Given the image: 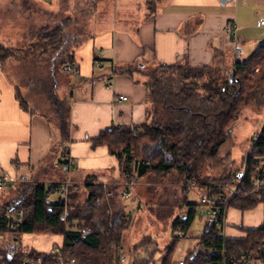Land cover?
Wrapping results in <instances>:
<instances>
[{
	"label": "crops",
	"instance_id": "0c3cea01",
	"mask_svg": "<svg viewBox=\"0 0 264 264\" xmlns=\"http://www.w3.org/2000/svg\"><path fill=\"white\" fill-rule=\"evenodd\" d=\"M120 1L115 22L105 26L93 21L90 32L79 43L69 29L73 23V19L69 20L71 17L62 25L56 21L50 28L62 27L63 43L58 55L50 56L51 62L59 61L61 54L67 64L73 63L77 68L76 75L68 68H58L55 94L61 105L69 109L70 154L75 159L70 173L71 191L75 188L81 191L82 202L88 196L87 191L96 187L91 180L118 191V195L125 183L118 160L109 155L104 146L94 147L91 139L112 125L138 126L147 120L146 78L138 71L126 72L128 66L178 64L196 72L213 62L227 72L234 62L248 59L264 43V26L259 25L264 18V0ZM58 2V5L50 4L54 14L62 0ZM228 21L236 24L231 32L225 31ZM99 50L103 51L104 65L95 67L94 59ZM48 60L32 59L36 63L32 67L43 66V62L47 66ZM111 64L116 67V74H111ZM11 66V61H0V176L5 175L8 181L4 186L9 185L8 194H2V199L12 195L22 181L35 179L48 183L66 177L65 172L59 174L58 170L60 153L51 157L52 148L60 141L52 99L47 92L31 91L26 86L28 77H24L23 72L22 80V73L11 70ZM67 72L75 76L76 81L68 82L64 78ZM20 88L23 89L22 100L18 97ZM119 95L126 96V100H118ZM260 123L255 135L263 120ZM107 191L99 210L104 217L113 213ZM239 219L241 226H229ZM263 221L260 206L244 213L230 208L226 233L229 237H241L244 229L257 227ZM122 241L126 243L125 235ZM22 243L49 250L52 245L61 244L62 237L23 235ZM123 259L124 255L121 261Z\"/></svg>",
	"mask_w": 264,
	"mask_h": 264
},
{
	"label": "trees",
	"instance_id": "16d2710c",
	"mask_svg": "<svg viewBox=\"0 0 264 264\" xmlns=\"http://www.w3.org/2000/svg\"><path fill=\"white\" fill-rule=\"evenodd\" d=\"M61 29L60 26L49 32L48 28H43L37 34L40 42L36 48L41 51L36 57L41 61L49 59V63L47 66L44 62L43 66H34L28 74L26 85L35 93H49L48 98L52 99L60 141L52 148L51 157L57 153L62 156V147L70 140L71 129L69 109L61 105L55 94L56 71L58 68H68L70 63L67 64L61 54L59 61H52L54 64L50 59L51 55H58L57 51L62 48ZM13 54L0 43V61L7 60ZM31 54H34L33 49L17 60L31 57ZM125 71H138L146 78L149 101L147 120L138 126L112 125L100 131L97 137L91 139V143L94 147L104 146L108 154L118 160L121 175L126 181L148 173L165 176L175 171L184 178L185 183L192 181L207 191H213L220 214L225 205L226 187L237 184L238 194L229 202L227 213L230 208L244 213L259 206L264 213V174L257 170V167H264V43L248 59L234 62L227 72L213 62L196 72H191L185 65L145 67L138 63L128 66ZM116 73L114 67L111 74ZM222 87H225L224 92L221 91ZM18 97L22 100L20 95ZM252 105L263 109V124L256 141L250 140V148L241 167L234 171L229 169L215 177L207 175L200 178L199 171L203 163L216 158L226 145L229 130L240 111ZM58 170L59 174L65 172L60 165ZM256 177L261 179V187L256 190L260 195L259 200L250 194L253 190L252 181ZM101 188L96 186L87 191L88 196L82 203L78 200L81 191L76 188L71 191L70 187L69 217L73 224L67 227L61 221V207L48 205L44 183L35 179L22 181L13 191L14 197L0 203V232H7L5 214L22 209V218L14 233L21 241L23 235L59 236L62 237V243L56 245H59L65 258L80 260L82 264H114L109 251L119 244L127 225L122 221L118 202L111 194L110 206L114 213L109 218L111 222L107 221V214L105 217L99 214L105 194ZM0 200H3L1 194ZM201 203L206 206L202 200ZM185 205L186 211L173 220L171 228L178 224L186 235L196 204ZM103 207L106 210V205ZM108 224L113 226L110 233H107ZM215 229L203 232L197 247L212 245ZM243 231L241 237H227L228 244L234 243L235 250L264 241V221L257 227ZM179 240L172 236L164 248L166 253L161 264H174L172 255ZM215 241L220 244L219 240ZM47 251L26 246L11 256L0 253V264H22L24 260H28V264H38L37 258L41 255L46 256L42 264H50L52 258ZM121 258L117 257V260L121 261ZM183 264H200V257L198 254L187 256Z\"/></svg>",
	"mask_w": 264,
	"mask_h": 264
},
{
	"label": "rangeland",
	"instance_id": "374dc122",
	"mask_svg": "<svg viewBox=\"0 0 264 264\" xmlns=\"http://www.w3.org/2000/svg\"><path fill=\"white\" fill-rule=\"evenodd\" d=\"M58 1L40 3L37 0H0V43L14 53L6 59L11 61V70L17 69L22 73V80L24 77H28L27 73L35 65L31 60H36L35 54L40 52V49L36 48L40 42L37 34L43 28H48L49 32H53L54 29L50 28H53L56 21L62 25L67 17H71L69 20L73 19V23L69 29L75 34V42L79 43L90 32V23L93 21L101 22L105 26L115 22L121 3L120 0H62L58 11L54 14L50 4L58 5ZM29 49L34 50L31 57L17 60ZM64 78L68 82L76 81V77L72 76L70 72H67ZM22 80H20V85ZM21 91L23 89L20 88L18 90L20 97ZM262 120L263 109L261 106L252 105L241 110L229 130V139L222 148L223 151L216 158L203 163L199 177L204 178L207 175L215 177L224 174L229 169L232 171L239 169L250 148V140H253L257 132L256 128L259 124L261 125ZM237 139L238 141H236ZM183 179L175 171L165 176L148 173L143 177L131 180L134 184L133 196L127 199H120L118 191L101 188L104 192L110 191L114 199L117 198V205L120 208L118 212L124 216L121 219L127 225L120 237L119 244L109 251L114 264H161L166 253L164 248L170 243L172 236L176 235L171 224L182 211H186L185 203L196 204L195 212L185 237L179 240L174 249L172 255L174 264H178L179 260L186 258L198 246V239L204 232L205 220L208 216L207 206L201 203V191L207 190L191 181L188 183L192 184V192L186 193L184 185L187 183ZM124 180L128 182L125 178ZM44 185L47 187L48 183H44ZM8 189L9 185H5L0 194H8ZM120 189L119 191H121ZM14 195L12 193L5 197L2 202L11 199ZM81 199H83L82 193L78 197L80 202L83 201ZM113 215L114 213L110 212L107 221L111 222L110 217ZM229 226L231 228L239 227L241 220L239 219L232 225L234 227ZM100 227L99 229H101ZM107 227V233H110L113 226L108 224ZM124 235L126 236L125 244L122 241ZM44 240L48 242L47 238ZM120 245L123 247V252L117 250ZM123 255L124 259L120 263L117 257Z\"/></svg>",
	"mask_w": 264,
	"mask_h": 264
},
{
	"label": "built area",
	"instance_id": "2783aa9c",
	"mask_svg": "<svg viewBox=\"0 0 264 264\" xmlns=\"http://www.w3.org/2000/svg\"><path fill=\"white\" fill-rule=\"evenodd\" d=\"M41 2H47L50 0H38ZM260 26H264V18L259 21ZM236 27L234 21H228L225 26L226 32H231ZM97 57L94 59V66L101 67L104 65V59L102 58L103 51L99 50ZM68 69L72 71L73 75L77 74V68L73 63L68 65ZM114 70V65L111 64V72ZM221 91H225V87L221 88ZM117 99L120 101L126 100V96L119 95ZM258 138V133L254 135L253 141ZM253 144V142H252ZM75 163L74 157L70 154V141L66 142L62 147V156L60 158L59 165L65 169L66 177L64 179L53 180L48 182V186L45 187L47 203L50 207L59 206L61 207V221L62 223L69 227L73 224L72 219L69 217V192L70 187L73 184L71 178V170ZM258 171H262L264 174V167H257ZM233 178V176H232ZM8 181L7 177L0 176V190L3 188L4 184ZM91 184L96 186H101L103 189L106 188L105 184H99L97 180H91ZM122 190L119 193L120 199H127L133 196L134 184L131 181L125 182ZM261 187V179L256 177L252 181L253 190L250 194L254 195L256 200L260 199V195L256 193L257 189ZM186 193L192 192V184L187 183L184 185ZM226 197L223 213L220 214L219 206L216 204V197L213 191H201V200L205 202L207 206L208 216L205 220L204 232H209L213 228H216L213 233L212 245L200 246L193 249L188 255L193 257L198 254L200 257V264H264V241L259 242L255 245H249L244 249L235 250L234 243L228 244L227 242V207L229 202L235 198L238 194L237 184L234 186L226 187ZM218 192V191H216ZM108 195L110 192H106ZM54 196V198H51ZM124 217V216H122ZM6 223L5 229L7 232H0V253H7L11 256L14 252L19 250H24L26 246L22 241L17 238L14 233L16 232L18 223L22 218V209H19L16 213L5 214ZM176 233L175 237L181 239L185 237L184 231L180 225H176L173 228ZM84 237V235H82ZM220 241L219 243H216ZM123 247L120 245L117 247L118 251H122ZM51 255L50 264H82L80 260L77 259H65L62 254L59 245L51 247L47 251ZM45 255H41L37 258L38 264H42L45 261ZM183 260L178 261V264H183ZM5 264V263H1ZM22 264H28V260H24Z\"/></svg>",
	"mask_w": 264,
	"mask_h": 264
},
{
	"label": "water",
	"instance_id": "95a60500",
	"mask_svg": "<svg viewBox=\"0 0 264 264\" xmlns=\"http://www.w3.org/2000/svg\"><path fill=\"white\" fill-rule=\"evenodd\" d=\"M239 175H240V174H239ZM239 175H238V176H239Z\"/></svg>",
	"mask_w": 264,
	"mask_h": 264
}]
</instances>
